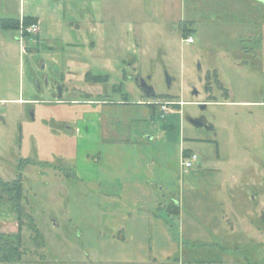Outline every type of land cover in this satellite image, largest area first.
<instances>
[{
    "label": "rangeland",
    "instance_id": "obj_1",
    "mask_svg": "<svg viewBox=\"0 0 264 264\" xmlns=\"http://www.w3.org/2000/svg\"><path fill=\"white\" fill-rule=\"evenodd\" d=\"M49 1L0 5L44 18L40 36L0 23V234L18 235L14 204L24 224L21 258L1 244L0 264H264V37L230 27L231 0L199 13L187 37L190 0L182 15L178 1ZM122 98L153 118L112 116L100 137L104 106ZM185 148L198 155L191 168ZM20 169L11 202L3 189Z\"/></svg>",
    "mask_w": 264,
    "mask_h": 264
},
{
    "label": "crops",
    "instance_id": "obj_2",
    "mask_svg": "<svg viewBox=\"0 0 264 264\" xmlns=\"http://www.w3.org/2000/svg\"><path fill=\"white\" fill-rule=\"evenodd\" d=\"M36 1L39 2V0H29V2H31L32 4ZM41 1L43 3L50 2L49 0H41ZM56 1L64 3L63 1H65V0H56ZM177 1H178L179 9H180V14L182 15V12L185 8L184 7V0H167V6L164 7V10L166 9V11H171L172 10V8L170 7L171 2H173V4H177ZM197 1L199 4L197 2H195L193 4V2L190 0V3H191L190 8L192 9V12L190 13L191 16L186 18L187 21L189 20L190 22H192V25H191L192 29H193V26L200 25L203 23V20H205V18H202L201 16L198 15L199 13L204 12L205 16H207L206 13L211 14L212 11H215V13H216V9L222 8L223 6H225V4L227 3L228 0H212V1L210 0V2L208 0H197ZM1 2L2 3L9 2V3L15 4V0H0V5L2 4ZM231 3L233 5V7L237 8L238 13H239V19H238L237 23L231 24L230 27L235 26V28H236V26H237V30L240 32V35L243 37H248V38L254 37V38H256V40L253 41V42H255L254 44L261 42L262 38L264 37V0H233V1L231 0ZM5 6L2 7V9L0 8V23H1L2 19L12 18V19L22 20L24 17L30 16V17L35 18V20H37L36 23L38 24V27H39V36H40V32H42V29L44 26V23H43L44 18H42L36 12L29 14V15H23L22 10L19 13V15H16L17 13H13L12 10H8ZM219 13L222 14L221 11ZM209 16H210V18L212 17L211 15H209ZM181 18L183 19V17H181ZM182 19L180 21L184 20V19L183 20ZM214 19H217V17H215ZM206 20L210 21V19H206ZM219 20H220V23H222L220 25L223 26V25L227 24V22L224 19L220 18ZM196 22H197V24H196ZM178 31H179V29H178ZM32 46H33V44H32ZM250 47L252 48L253 44L250 45ZM246 48H248V47H246ZM15 101H26V100L16 99ZM27 101H29V100H27ZM144 103H146V102L142 101V100H138L135 102V104H133V102L130 101V99L129 100L127 99V101H125L122 98V99H120V101H117L116 99H114V105L111 107H108L105 105L104 108L106 107L108 109L107 114L109 116L99 118L100 126L98 128V135L100 137L102 136V133H103L102 123H104L105 120H111L112 116H114V121H116V122H117V120L122 121V122H129L130 120H134V119H136V120L152 119L153 118L152 117V112H153L152 109L151 110L150 109L149 110L148 109H143V110L138 109L139 107L137 105H142ZM154 103L155 102H151V104H154ZM153 107L154 106H152V108ZM133 110H135V111H133ZM85 121H87V123L89 122L86 119H85ZM85 121H83V122H85ZM119 131H121V127L119 125L114 124V142H116L117 144H119V141H120L118 136H119V133H121V132H119ZM77 132H79V134L81 133L79 128H76V133ZM123 132L126 133L127 131L124 129ZM102 139H103V137H102ZM186 150H187V152L191 151V149H189V148H187ZM186 150H182V152H186ZM152 185H153V183L148 184V187L146 186V188L143 190L144 191L143 193H145V194L150 193ZM114 188H117V187H114ZM150 197H151V195H150ZM134 204L137 205L136 202H134ZM176 207L177 208L175 210L172 209L171 211H173L174 213L180 214V212H181L180 209L178 208V206H176ZM224 220H227V216L224 217ZM230 224L232 226V223H230ZM162 260H163L162 264H170V262L172 261L170 256H166L164 259L162 258ZM177 260H178V264H180V259H177ZM154 264H159V263H158V261H155Z\"/></svg>",
    "mask_w": 264,
    "mask_h": 264
},
{
    "label": "trees",
    "instance_id": "obj_3",
    "mask_svg": "<svg viewBox=\"0 0 264 264\" xmlns=\"http://www.w3.org/2000/svg\"><path fill=\"white\" fill-rule=\"evenodd\" d=\"M23 22V24L25 25H29V24H32V23H36L37 20H35V18L33 17H30V16H26L24 17L22 20H19V19H12V18H9V19H2L1 20V26L4 28V29H17L18 26L20 25V22ZM180 27H179V31L181 32L182 36L185 37V35L187 33H192L193 32V29L190 27L192 25V22H188V21H185V22H182V23H179ZM188 34V35H189ZM187 37V35H186ZM187 152V150H186ZM28 161H32V160H24L22 163H21V166L20 168H22L24 166V164H27ZM21 169L19 170V175L20 177L18 179H16V181L14 182V185H8L7 184V189H3L4 193L5 194H8L9 195V200L8 201H11V202H14L15 198H21L23 197V187H22V182H21ZM4 194V195H5ZM2 195L0 194V200H2ZM14 209L18 215V235L17 236H9V235H5L4 233L0 234V245L3 244L5 246H8V248H2L3 251L2 253H8L9 255L12 254L11 257H13L12 259V262H16L18 261L20 258H21V254L18 252L19 250V247H20V243L19 241L21 240V228L22 226H24L23 224V207L20 205V204H14ZM174 207V210L177 208L176 206H173ZM29 226V229L38 233V228L36 227L35 223L33 222V219L31 218L30 219V222L28 224ZM7 238V240H4L2 241V239H5ZM9 239H12V240H9ZM19 240V241H18ZM2 241V243H1ZM15 255H17V257H14ZM10 257V258H11Z\"/></svg>",
    "mask_w": 264,
    "mask_h": 264
},
{
    "label": "built area",
    "instance_id": "obj_4",
    "mask_svg": "<svg viewBox=\"0 0 264 264\" xmlns=\"http://www.w3.org/2000/svg\"><path fill=\"white\" fill-rule=\"evenodd\" d=\"M39 30L38 24L37 23H32L29 25H25L23 24V22H20V27H19V32L21 35L24 34H34L37 33ZM22 37V36H21ZM22 38H20L21 40ZM187 43H192L193 42V37L190 36L186 39ZM160 108L162 109V111L167 112V111H171L170 107L168 106L167 102L166 103H161ZM198 162V155L192 151H188V152H182V161L181 164L184 168H191L194 165H196V163Z\"/></svg>",
    "mask_w": 264,
    "mask_h": 264
},
{
    "label": "water",
    "instance_id": "obj_5",
    "mask_svg": "<svg viewBox=\"0 0 264 264\" xmlns=\"http://www.w3.org/2000/svg\"><path fill=\"white\" fill-rule=\"evenodd\" d=\"M146 84V83H145ZM147 87V88H146ZM150 90V91H149ZM142 91L147 95V96H149V97H151V98H154L155 97V92H154V90H152V88L150 87V86H143L142 87ZM205 104H203V106H204ZM193 122V124L195 125V126H201V124L200 123H198L197 121H195V120H193L192 121Z\"/></svg>",
    "mask_w": 264,
    "mask_h": 264
},
{
    "label": "flooded vegetation",
    "instance_id": "obj_6",
    "mask_svg": "<svg viewBox=\"0 0 264 264\" xmlns=\"http://www.w3.org/2000/svg\"><path fill=\"white\" fill-rule=\"evenodd\" d=\"M138 83H139V87H140V89L142 90V87L143 86H149L148 84H145V82L143 81V79H140V81H138ZM151 87V86H150ZM147 88V87H146ZM152 88V87H151ZM152 90H154L153 88H152ZM150 91V90H149ZM143 94H145L144 92H143ZM146 95V94H145ZM155 95H156V93H155ZM205 108V107H204ZM195 121H197L198 123H200L201 124V126H205V125H207V120L203 117V116H201V118H199V119H197V120H195ZM199 127V126H198Z\"/></svg>",
    "mask_w": 264,
    "mask_h": 264
}]
</instances>
